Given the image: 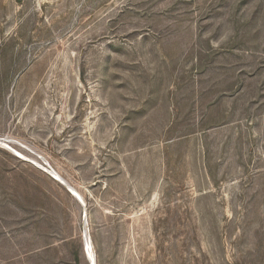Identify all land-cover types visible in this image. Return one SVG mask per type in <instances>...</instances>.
Here are the masks:
<instances>
[{
  "label": "rangeland",
  "instance_id": "1",
  "mask_svg": "<svg viewBox=\"0 0 264 264\" xmlns=\"http://www.w3.org/2000/svg\"><path fill=\"white\" fill-rule=\"evenodd\" d=\"M89 260L264 264V0H0V264Z\"/></svg>",
  "mask_w": 264,
  "mask_h": 264
},
{
  "label": "water",
  "instance_id": "2",
  "mask_svg": "<svg viewBox=\"0 0 264 264\" xmlns=\"http://www.w3.org/2000/svg\"><path fill=\"white\" fill-rule=\"evenodd\" d=\"M56 181H58V182L61 183L62 185H65L61 179L56 180ZM72 190H73L72 188H68V191H69L72 195H74V197H76V198L78 199V197L76 196V194H74V191H72ZM78 200H79V199H78ZM79 201H80V200H79ZM80 203H82V202H80ZM82 205H84V204L82 203Z\"/></svg>",
  "mask_w": 264,
  "mask_h": 264
},
{
  "label": "bare ground",
  "instance_id": "3",
  "mask_svg": "<svg viewBox=\"0 0 264 264\" xmlns=\"http://www.w3.org/2000/svg\"><path fill=\"white\" fill-rule=\"evenodd\" d=\"M72 191H74V194H76L77 196H79L80 197V199H82V197L75 191V190H72ZM72 195V194H71ZM74 196V195H73ZM76 198V197H75ZM76 200H78L77 198H76ZM79 201V200H78ZM82 201H83V199H82ZM89 252H90V250H89ZM89 262H90V264H93V262H91L90 260H89Z\"/></svg>",
  "mask_w": 264,
  "mask_h": 264
}]
</instances>
